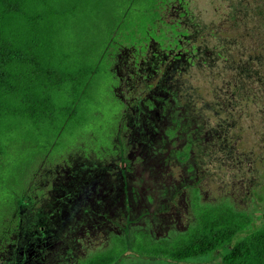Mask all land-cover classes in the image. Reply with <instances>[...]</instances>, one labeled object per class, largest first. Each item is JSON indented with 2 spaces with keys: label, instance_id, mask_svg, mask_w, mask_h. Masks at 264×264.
I'll return each mask as SVG.
<instances>
[{
  "label": "rangeland",
  "instance_id": "1",
  "mask_svg": "<svg viewBox=\"0 0 264 264\" xmlns=\"http://www.w3.org/2000/svg\"><path fill=\"white\" fill-rule=\"evenodd\" d=\"M207 1L196 0L205 20L210 18ZM121 7L120 0H67L64 8L77 13L68 16L63 29L67 43L61 52L81 61L97 59L106 42L104 30ZM56 59L63 61L60 55ZM129 59V51H121L111 66L101 67L88 88L83 80L75 93L81 94L75 113L56 111L53 121L40 127L17 121L19 157L4 169V176L14 193L27 192L17 200L12 216L17 225L12 242L0 247V264H84L107 250L114 236L125 239L124 264H222L227 248L180 262L136 253L131 237L141 231L153 241H171L197 225L198 205H225L247 214L253 227L263 226L260 115L254 110L253 120L243 114L239 148L232 151H216L207 143L213 136L198 125L203 122L198 113L178 112L180 120L185 118L183 126L167 135L163 111H149L144 98L131 100L132 81L125 78L132 68ZM189 74L194 86L203 75L196 70ZM55 101L65 105L69 99L56 93ZM27 161L31 167L15 182ZM10 194L0 187V209ZM4 212V218L12 213Z\"/></svg>",
  "mask_w": 264,
  "mask_h": 264
},
{
  "label": "trees",
  "instance_id": "2",
  "mask_svg": "<svg viewBox=\"0 0 264 264\" xmlns=\"http://www.w3.org/2000/svg\"><path fill=\"white\" fill-rule=\"evenodd\" d=\"M66 1L0 0V187L11 191L0 211L12 212L7 218L0 215V247L13 240L17 219L12 216L27 192L14 193L4 176L19 157L17 121L40 127L52 122L56 111L75 113L81 102V94L75 93L83 80L88 88L121 51H129L132 68L125 78L132 81L131 100L144 98L149 111L164 112L165 134L183 126L185 118L181 121L179 114L198 113L203 116L198 125L213 136L207 143L216 151L236 150L243 114L253 119L255 110L264 136V0H208V20L199 16L196 0H120L116 19L104 30L101 55L82 61L61 52L68 16L77 13L64 8ZM66 64L73 69H64ZM190 70L203 74L195 86ZM56 93L66 94L68 104L56 102ZM211 104L216 108L211 110ZM30 167V162L22 163L15 182ZM196 214V227L171 241H139L136 250L188 261L227 248L222 264H264V224L250 231V217L225 205H198ZM244 231L249 233L240 238ZM121 246L117 243L86 264H113L124 251Z\"/></svg>",
  "mask_w": 264,
  "mask_h": 264
},
{
  "label": "flooded vegetation",
  "instance_id": "3",
  "mask_svg": "<svg viewBox=\"0 0 264 264\" xmlns=\"http://www.w3.org/2000/svg\"><path fill=\"white\" fill-rule=\"evenodd\" d=\"M247 215V214H246ZM196 216H197V214H196ZM197 222H198V219H197ZM196 227V226H195ZM262 227V226H261ZM260 227H258V228H255V227H253V225L251 224V227H250V231H253V230H256V229H259ZM241 233H244V234H248L249 233V231H244V232H241ZM241 233H239V237H240V234ZM183 234V233H182ZM139 241H142L141 243H144V242H150V243H155V242H158V241H153V240H151V239H149V237H148V235L146 234V233H143V232H141V231H137V232H135L134 234H133V236L131 237V246H132V249L136 252V253H138V254H140V255H142V256H146V257H155V256H151V255H145V254H142V253H140L138 250H136V243H139ZM117 243H119L120 245H122L121 247H123L124 248V251L120 254V256L117 258H115V260H114V263L113 264H124V263H122V261H121V259H122V257H123V255H124V253H125V251H126V242H125V239L123 238V237H120V236H114V237H111V239L108 241V246L107 247H109L107 250H110V249H112ZM107 250H105V251H107ZM101 252H103V251H101ZM100 252V253H101ZM95 256V255H94ZM93 256V257H94ZM92 258V257H91ZM156 258H163V257H156ZM88 259H90V258H88ZM88 259H86L85 260V262H84V264H86L87 263V260ZM180 262H182V261H180ZM126 264H143V263H139V262H130V263H126Z\"/></svg>",
  "mask_w": 264,
  "mask_h": 264
}]
</instances>
